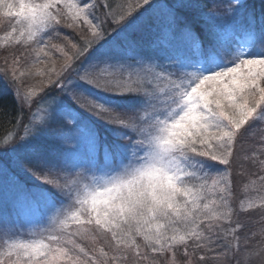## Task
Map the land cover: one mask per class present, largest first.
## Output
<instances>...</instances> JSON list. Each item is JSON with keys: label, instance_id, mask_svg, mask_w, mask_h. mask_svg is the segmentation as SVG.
<instances>
[{"label": "snow or ice", "instance_id": "snow-or-ice-1", "mask_svg": "<svg viewBox=\"0 0 264 264\" xmlns=\"http://www.w3.org/2000/svg\"><path fill=\"white\" fill-rule=\"evenodd\" d=\"M0 20L17 106L0 116L23 133L0 144V211L37 218L0 264H177V246L184 264H264V222L230 203L234 168L264 173V4L0 0Z\"/></svg>", "mask_w": 264, "mask_h": 264}, {"label": "trees", "instance_id": "trees-1", "mask_svg": "<svg viewBox=\"0 0 264 264\" xmlns=\"http://www.w3.org/2000/svg\"><path fill=\"white\" fill-rule=\"evenodd\" d=\"M247 3L254 7L259 15L261 5L264 4V0H247ZM11 29L9 27L7 20H0V55H7V51L5 49L9 48V41L5 39L7 32H10ZM71 30L63 29V34H69ZM138 38H141L144 43H147L150 40V35L137 34ZM19 47V46H16ZM56 58L59 59V54H55ZM27 59L31 62L32 57L28 56ZM44 67V65H41ZM39 79V78H37ZM16 105L14 103L13 97L11 94H8L2 98H0V108H7L12 111L16 109ZM98 126L104 130L106 126L100 125L97 122ZM11 133V136L14 134L22 135V131L19 129H14L12 127V123L9 119H5L3 116H0V144H3L4 138ZM54 135V133L50 134ZM11 136H9V140H11ZM13 136V137H14ZM249 144L256 148H260L261 145L258 142L250 141ZM3 154L0 153V156ZM259 156V152L256 153ZM99 160L103 162V153L100 154ZM264 174L259 171L258 168H248V165H245L244 168H234L233 169V184H232V199L230 203L233 208L242 213L241 218L245 220H250L254 225V232H259V226L262 222H264V208H261V204H264V191L259 190V175ZM29 184L36 183L32 181L30 178L28 179ZM250 198L249 203L244 202L245 199ZM246 204L247 209H243L242 206ZM249 205H252L251 207ZM235 218V217H234ZM0 219H3L9 222V227L7 230L0 228V245L4 244L9 239H31L33 238L31 233L36 230L35 220L36 217H33L31 213H29L26 209L21 210L19 214L12 209H8L7 211H0ZM43 226V225H41ZM101 239H106L103 237ZM251 239H254L257 243H259L260 237L258 235H251ZM86 246L98 247L99 241L96 245H93L91 241L86 242ZM107 251L111 253V250L106 248ZM175 259L177 264H184V256H183V247L177 246L174 250ZM191 251V247L189 248ZM165 256L168 259H172L173 253H166ZM163 259V257H160Z\"/></svg>", "mask_w": 264, "mask_h": 264}, {"label": "rangeland", "instance_id": "rangeland-1", "mask_svg": "<svg viewBox=\"0 0 264 264\" xmlns=\"http://www.w3.org/2000/svg\"><path fill=\"white\" fill-rule=\"evenodd\" d=\"M37 2H39V0H37ZM13 136H14V134L11 136V139H12ZM10 141H11V140H10ZM249 200H250V198H247V199L244 200V202H246V203L248 204V203H249ZM242 208H243V209H247L246 204H244V205L242 206Z\"/></svg>", "mask_w": 264, "mask_h": 264}]
</instances>
